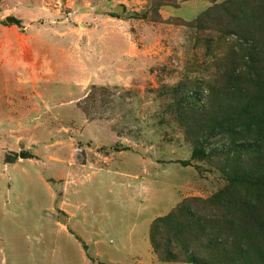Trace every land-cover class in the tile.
Instances as JSON below:
<instances>
[{"label":"rangeland","instance_id":"374dc122","mask_svg":"<svg viewBox=\"0 0 264 264\" xmlns=\"http://www.w3.org/2000/svg\"><path fill=\"white\" fill-rule=\"evenodd\" d=\"M0 264H264V0H0Z\"/></svg>","mask_w":264,"mask_h":264},{"label":"water","instance_id":"95a60500","mask_svg":"<svg viewBox=\"0 0 264 264\" xmlns=\"http://www.w3.org/2000/svg\"><path fill=\"white\" fill-rule=\"evenodd\" d=\"M5 19H6V21H11V22H14V23H18V20L15 17H13V16H8ZM18 155L20 157H26L27 156V153L20 152Z\"/></svg>","mask_w":264,"mask_h":264},{"label":"trees","instance_id":"16d2710c","mask_svg":"<svg viewBox=\"0 0 264 264\" xmlns=\"http://www.w3.org/2000/svg\"><path fill=\"white\" fill-rule=\"evenodd\" d=\"M255 143H257V141H256ZM248 144H249V145H253V146L255 145V144L250 143V142H249ZM257 144H259V143H257ZM260 144L263 145V142H261ZM14 156L16 157V155H14ZM169 254H171V253L169 252ZM189 256H191V258L193 259V255H192V254H190ZM193 260H194V259H193ZM194 262H195V261H194Z\"/></svg>","mask_w":264,"mask_h":264}]
</instances>
